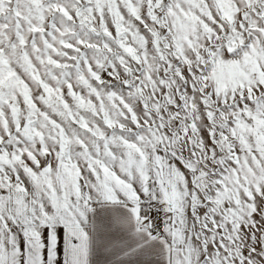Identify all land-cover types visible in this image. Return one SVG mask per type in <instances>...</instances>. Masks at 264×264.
<instances>
[{"label":"snow or ice","instance_id":"obj_1","mask_svg":"<svg viewBox=\"0 0 264 264\" xmlns=\"http://www.w3.org/2000/svg\"><path fill=\"white\" fill-rule=\"evenodd\" d=\"M0 264H264V0H0Z\"/></svg>","mask_w":264,"mask_h":264}]
</instances>
